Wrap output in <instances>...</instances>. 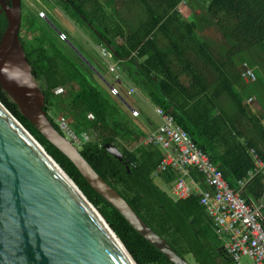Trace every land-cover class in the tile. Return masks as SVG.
Instances as JSON below:
<instances>
[{"label":"trees","instance_id":"16d2710c","mask_svg":"<svg viewBox=\"0 0 264 264\" xmlns=\"http://www.w3.org/2000/svg\"><path fill=\"white\" fill-rule=\"evenodd\" d=\"M52 1L75 24L87 29L94 45L101 42L110 50L128 82L131 80L155 106L173 115L175 123L203 149L231 188L246 180L253 168L247 147L255 148L264 159V131L259 124V118H264V0H198L197 4H206V12L200 9L191 21L184 20L177 10L183 0H125L129 11L140 9L141 16L134 25L126 24L116 13L109 15L105 0ZM30 20L36 23L30 28L32 35L35 31L52 57L53 76L57 73L47 82L39 61L25 52L45 96L43 109L57 131L65 135L51 111L58 112L77 134L79 130L86 139L79 148L81 155L180 256H191L195 264H238L223 249L198 198L174 200L156 183L152 173L161 161V150L146 144L123 148L120 161L103 147L114 143L110 136L87 140L89 134L81 131L82 126L100 123L113 111V102L121 100L111 92L113 98L108 99L95 84L105 77L99 72L97 76L88 74L87 65L79 66L50 40L60 51L53 49L39 32L41 23ZM7 25L6 14H0V35ZM209 26L222 39L208 38ZM242 58L252 67L254 80L246 81L238 70ZM60 85L65 89L60 90ZM118 89L123 96L122 88ZM250 96L252 106L245 102ZM0 101L73 179L137 264H174L94 190L75 164L21 114L1 85ZM163 178L170 181L173 175L164 173ZM263 192V177L257 175L246 187V194L256 204Z\"/></svg>","mask_w":264,"mask_h":264},{"label":"water","instance_id":"95a60500","mask_svg":"<svg viewBox=\"0 0 264 264\" xmlns=\"http://www.w3.org/2000/svg\"><path fill=\"white\" fill-rule=\"evenodd\" d=\"M0 2L8 22L0 35L1 88L21 114L145 239L172 263L192 264L149 227L50 122L43 109L44 93L19 39L21 0ZM118 97L127 104L121 95ZM103 147L123 160L114 143ZM0 264H137L73 179L1 101Z\"/></svg>","mask_w":264,"mask_h":264},{"label":"built area","instance_id":"2783aa9c","mask_svg":"<svg viewBox=\"0 0 264 264\" xmlns=\"http://www.w3.org/2000/svg\"><path fill=\"white\" fill-rule=\"evenodd\" d=\"M177 10L180 13L179 6ZM187 19L192 20L191 16ZM95 47L105 60V70L112 74L113 82L103 80L108 87L112 84L110 91L118 97L121 95L118 88H123L124 74H120L117 63L112 60V54L104 44L97 42ZM241 75L246 81L255 78L252 67L246 63L241 68ZM127 93L139 95V89L127 83ZM252 101V96L245 99L250 106ZM127 105L133 116L140 115L137 108ZM154 113L160 123L147 132L143 141V144L156 147L162 152L161 161L152 176L159 178L160 185L166 188L165 191L174 200L198 198L199 204L214 224L223 249L236 262L244 255L253 264H264L263 197L254 204L246 194V187L255 176L261 175L264 182V159L255 148L247 147L253 168L248 172V178L239 180L238 187L233 189L203 149L192 141L186 130L175 123L173 115L158 106L154 107ZM259 124L264 131V118H259ZM168 172L173 175L170 181L163 178V174Z\"/></svg>","mask_w":264,"mask_h":264},{"label":"rangeland","instance_id":"374dc122","mask_svg":"<svg viewBox=\"0 0 264 264\" xmlns=\"http://www.w3.org/2000/svg\"><path fill=\"white\" fill-rule=\"evenodd\" d=\"M197 1L198 0H183L182 3L179 4V8L181 9L179 14L184 20L189 21L187 19L188 16H191L193 20L197 18L200 9L202 13L206 12V4H199V2L197 4ZM21 2L22 20L19 29V39L24 51L31 56L32 60L36 62L39 61V65L44 72V78L46 81H50L55 75H57L56 72L59 74L61 71L54 70V73L56 74L53 76L54 64L52 57L49 56V54L44 49V46L36 38L35 31L32 35L30 28L32 27L34 29L36 23L33 20H30L31 18H34L39 24L41 23L40 27L42 31L39 30V32L40 34L43 32V36L47 39V43L53 49L56 47L50 43V40L55 41V43H53L59 49H63L64 52H67V54L73 58L74 62H76L79 66H84L82 64H85V66L87 65L89 69L85 71L88 74L92 73L93 76L94 74L97 76L99 72L101 74H99L100 77L104 76L105 78H101L102 82H95V84L105 93L108 99H111L110 96L113 98V95L110 93V87H108L106 83L113 82L111 78L112 74L106 72L105 60L100 57L98 49L87 36V29L84 28V30L75 24L68 16H66L65 13L62 12V10L57 5L53 3L52 0H21ZM105 3L107 5L106 10L108 14L113 16L116 13L118 18L123 19L126 24L130 23L134 25L141 16L138 13L140 10L139 7L129 11V9L125 7V0H105ZM42 14H44V16ZM207 35L208 38L222 39L221 35L215 32L210 26ZM223 42L227 43L226 41ZM38 47L41 48L40 52ZM59 49L57 50L58 52L60 51ZM64 60L69 66L74 68L72 63H69L67 59ZM86 60L89 63H87ZM245 60L247 61V58H242L238 61V70L243 67L246 62ZM119 71L120 74L123 73L121 70ZM123 78V97L130 106H133L139 110L140 115L137 117L133 116L131 114L130 108L124 102L112 101L115 106H113V111H111L109 116L102 117L100 123L91 124L87 122L81 128L83 133L89 134L87 138L89 141H100L103 137L110 136L112 139H114V144L119 150L123 148L133 149L138 145L143 144L147 132L160 123V119L154 113L155 105L140 91L139 95H129L127 93V83L134 86L136 85L131 82V80L128 82V79H126L125 76H123ZM103 79H105L106 82ZM43 81L45 80L43 79L42 82ZM64 89L65 88L60 85V90ZM75 111L76 110H74V114ZM51 115L60 124L62 130L65 132V135L70 137V140L72 142L74 141V144L80 148L81 144L86 139L81 138L79 130H77V134L73 129H71L70 126L65 123L58 112L51 111ZM154 178L156 183L160 185L159 178ZM160 186L166 190L164 186ZM262 197L264 204V192ZM262 214L264 216V209L262 210ZM186 259L192 264H195L191 256H188ZM237 263L253 264L252 260L244 255L238 259Z\"/></svg>","mask_w":264,"mask_h":264},{"label":"flooded vegetation","instance_id":"af4514ba","mask_svg":"<svg viewBox=\"0 0 264 264\" xmlns=\"http://www.w3.org/2000/svg\"><path fill=\"white\" fill-rule=\"evenodd\" d=\"M8 4H10V3H8ZM0 14H5V11H4L3 7H2L1 2H0Z\"/></svg>","mask_w":264,"mask_h":264},{"label":"bare ground","instance_id":"6f19581e","mask_svg":"<svg viewBox=\"0 0 264 264\" xmlns=\"http://www.w3.org/2000/svg\"><path fill=\"white\" fill-rule=\"evenodd\" d=\"M21 74H23V73H21ZM114 237V236H113ZM116 240V242L120 245V243L118 242V240L117 239H115Z\"/></svg>","mask_w":264,"mask_h":264}]
</instances>
